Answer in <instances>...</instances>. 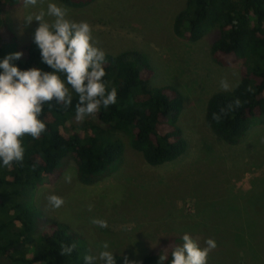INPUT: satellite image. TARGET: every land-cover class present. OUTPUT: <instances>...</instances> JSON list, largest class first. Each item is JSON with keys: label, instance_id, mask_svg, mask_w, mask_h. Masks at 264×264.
<instances>
[{"label": "rangeland", "instance_id": "obj_1", "mask_svg": "<svg viewBox=\"0 0 264 264\" xmlns=\"http://www.w3.org/2000/svg\"><path fill=\"white\" fill-rule=\"evenodd\" d=\"M49 3L64 6L58 0H41L29 7L23 0L16 5L9 0L1 6L0 26L25 46L34 39L39 22L28 24L24 18L46 11ZM186 3L96 0L86 9L67 8L70 19L90 23L106 55L145 54L155 68L150 86L180 91L184 106L179 126L188 149L173 163L151 167L130 148L124 134L116 133L125 145L123 161L115 173L94 186L80 184L75 163L67 160L56 184L46 182L32 198L18 200L37 213L36 239L44 228L65 224L85 238L91 254H98L108 242L114 255L140 264L160 240L187 233L201 247L209 238L216 241L207 264H264V122L236 146L209 129V99L238 85L242 64L222 68L213 62L210 49L219 36L217 30L198 43L175 36V18ZM225 78L228 90L221 88ZM66 175L71 176L70 183L65 182ZM51 194L64 199L59 209L48 206L46 198ZM94 218L106 220L108 227L92 224Z\"/></svg>", "mask_w": 264, "mask_h": 264}, {"label": "trees", "instance_id": "obj_2", "mask_svg": "<svg viewBox=\"0 0 264 264\" xmlns=\"http://www.w3.org/2000/svg\"><path fill=\"white\" fill-rule=\"evenodd\" d=\"M8 1L0 0V9ZM58 1L75 10L96 2ZM19 2L22 0H11V5ZM213 30L219 33L210 49L213 62L222 68L242 64V70L233 90L216 93L209 99L206 122L215 136L236 146L264 122V0H187L173 25L175 36L190 43L200 42ZM17 51L24 53L13 62L21 70L38 67L53 71L42 62L34 39L20 46L16 36L0 26V61ZM106 61L103 79L109 90L117 89L115 104L107 109L101 107L94 116L77 122L78 95L74 91L69 108L53 100L44 105L40 117L47 130L39 139L27 134L22 138V164L4 167L0 161V264H84L83 257L90 252L84 237L56 223L44 228L36 239L37 213L18 202L32 198L46 182L56 184L67 160L75 163L80 184L94 186L115 173L123 161L125 145L114 136L116 133L124 134L130 148L151 167L173 163L186 153L188 143L179 126L184 106L180 91L173 86H150L155 68L145 54L106 55ZM236 99L241 106L234 105ZM229 105L233 107L227 115H221L219 122L213 119V113L220 114L221 108ZM249 240L251 244L256 241L252 237ZM73 243V253L61 255V246ZM182 244L179 237L162 239L140 264H158L160 254L167 255L164 264H170L172 251ZM115 258L116 264H126L123 256Z\"/></svg>", "mask_w": 264, "mask_h": 264}, {"label": "clouds", "instance_id": "obj_3", "mask_svg": "<svg viewBox=\"0 0 264 264\" xmlns=\"http://www.w3.org/2000/svg\"><path fill=\"white\" fill-rule=\"evenodd\" d=\"M24 6H36L41 0H23ZM52 17L51 21L46 19ZM24 20L31 24L39 22L34 34V43L41 51L42 62L53 71L46 72L38 67L21 70L14 61L24 55L17 51L7 55L0 61V161L4 167H11L14 163H21L25 149L22 138L27 134L33 139H39L44 133L46 122L43 115L45 104L53 100L64 108L72 106V91L78 95L75 105V119L83 121L88 116H94L101 107L107 109L117 102L118 92L115 87L108 89L104 65L106 52L99 47V41L93 36L92 26L87 21H75L69 18V10L65 6L49 3L47 10H40L37 14L27 15ZM66 79H62L61 75ZM221 88L228 90L227 79L221 80ZM236 107L241 101H234ZM233 105L227 109L221 108L220 114L213 113V119L219 122L221 115H227ZM35 165H33V170ZM65 182H71V176L64 177ZM48 206L59 209L64 199L51 194L47 198ZM92 205L88 210H92ZM91 223L107 228L106 220L94 218ZM183 244L176 246L171 253L170 264H207L210 253L216 248V241L209 238L201 247L198 239L190 234H184ZM101 251L93 255H84V264H116L113 252L109 251V243L104 242ZM76 244L62 245L61 255H70ZM128 264L127 257H124ZM168 256L160 254L158 264H164ZM136 264V262H131Z\"/></svg>", "mask_w": 264, "mask_h": 264}]
</instances>
